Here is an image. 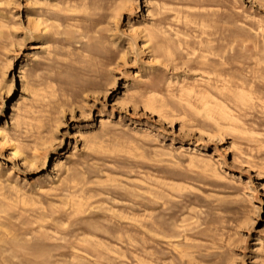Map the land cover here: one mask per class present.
<instances>
[{
  "label": "rangeland",
  "instance_id": "obj_1",
  "mask_svg": "<svg viewBox=\"0 0 264 264\" xmlns=\"http://www.w3.org/2000/svg\"><path fill=\"white\" fill-rule=\"evenodd\" d=\"M0 264H264V0H0Z\"/></svg>",
  "mask_w": 264,
  "mask_h": 264
}]
</instances>
